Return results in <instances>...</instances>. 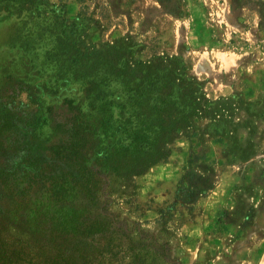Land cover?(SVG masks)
Here are the masks:
<instances>
[{
    "label": "rangeland",
    "instance_id": "374dc122",
    "mask_svg": "<svg viewBox=\"0 0 264 264\" xmlns=\"http://www.w3.org/2000/svg\"><path fill=\"white\" fill-rule=\"evenodd\" d=\"M157 59L202 112L101 172L115 70ZM0 264H264V0H0Z\"/></svg>",
    "mask_w": 264,
    "mask_h": 264
},
{
    "label": "trees",
    "instance_id": "16d2710c",
    "mask_svg": "<svg viewBox=\"0 0 264 264\" xmlns=\"http://www.w3.org/2000/svg\"><path fill=\"white\" fill-rule=\"evenodd\" d=\"M132 51L133 47H129V53ZM162 65V59H157L156 63L126 64L115 70L110 87L113 86L118 98L101 104L99 110L107 105L108 109L96 123L97 136L93 133L101 146L106 140L114 139L108 153L102 150L96 153L95 163L101 172L120 175L116 164L126 156H129L128 170L124 172L127 179L145 172L164 160L169 154V145L199 118L203 100L199 86L192 79L182 77L181 72H176L178 78L163 72ZM81 122L77 126L87 137L90 129ZM83 152L84 148L75 149L81 167L87 164Z\"/></svg>",
    "mask_w": 264,
    "mask_h": 264
}]
</instances>
